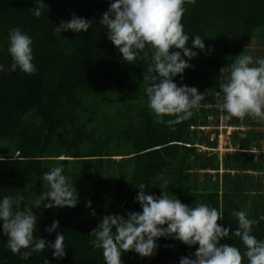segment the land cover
Wrapping results in <instances>:
<instances>
[{
    "label": "trees",
    "instance_id": "obj_1",
    "mask_svg": "<svg viewBox=\"0 0 264 264\" xmlns=\"http://www.w3.org/2000/svg\"><path fill=\"white\" fill-rule=\"evenodd\" d=\"M111 2L43 0L47 11L36 18L29 12L33 0H0V64L4 65L0 155L5 157L0 162V197L20 193L24 197L21 209L31 206L36 195L45 191L42 175L62 165L79 200L74 208L33 210L38 217L35 237L54 242L57 232H63V259H53L45 249L22 260L6 247L7 237L0 233V264H44L46 258L49 264H105L101 250L90 246L89 234L106 215L126 218L129 212L141 211L134 202L140 183L148 184L146 194L167 193L187 206L208 203L222 210L223 220L217 224L229 228V237L219 243L232 244L241 253L245 250L241 241L231 237L237 226L232 211L247 210L251 218L264 215V152L260 148L264 133L258 128L264 122L248 116L225 120L214 95L238 55H251L254 61L264 58V0H195V4L186 0L181 18L189 35L186 47L199 35L205 49H192L197 56L174 82L195 87L199 93L208 90V94L189 120L171 127L156 123L147 106L143 72L148 65L140 59L124 61L100 27ZM72 14L90 21L89 30L61 32V37L54 34L53 27ZM16 27L33 41L34 75L9 70L7 37ZM252 37L260 43L254 49ZM220 117L223 126L236 129L230 140L240 150L222 156L226 167L222 173L217 153L197 149L203 143L210 148L208 139L218 133ZM209 125L214 127L210 132L200 129ZM252 146L258 148L257 156ZM61 156L64 160H59ZM230 166L236 173L227 171ZM159 175L167 180L166 187L156 179ZM54 220L59 221L58 228L48 234L45 228ZM252 234L264 239V220L253 227ZM156 244L148 258L132 251L122 253V264H179L181 257L194 258L198 247L171 237L160 238ZM242 264L247 260L242 259Z\"/></svg>",
    "mask_w": 264,
    "mask_h": 264
},
{
    "label": "clouds",
    "instance_id": "obj_2",
    "mask_svg": "<svg viewBox=\"0 0 264 264\" xmlns=\"http://www.w3.org/2000/svg\"><path fill=\"white\" fill-rule=\"evenodd\" d=\"M186 0H113L99 21L106 39L118 50L126 62L143 60L148 66L143 72L144 90L147 106L156 117V123L166 126L178 125L189 120L194 110L201 107L208 90L199 93L195 87L174 82L181 76L197 56L192 49L204 51V39L194 35L191 47H186L189 35L184 31L181 18L185 12ZM34 6L29 12L36 18L47 11L43 0H33ZM195 4V0H187ZM91 22L72 14L68 21H62L53 27L54 34L61 32H87ZM61 37V36H60ZM32 39L20 28H12L7 37V53L11 58L10 71L19 69L25 74L34 75L37 71L33 63ZM170 49L178 51L170 52ZM210 51V50H209ZM183 57V58H182ZM223 70V69H222ZM221 70V71H222ZM4 65L0 64V72ZM217 107L223 111L225 120L243 119L246 116L264 122V58L255 61L251 55L240 54L234 58L230 74L220 83L214 93ZM174 117V119H163ZM69 159V158H68ZM5 157L0 155V162ZM64 160V159H62ZM45 191L36 195L31 206L20 207L24 197L17 193L15 197H0V233L7 237L6 247L13 254H20L27 260L33 252L45 249L51 251L53 259L65 256V237L57 232L54 242H46L35 237L38 217L34 209L74 208L79 200L70 177L63 174V166H55L40 178ZM162 187L167 180L162 175ZM146 183L137 185L139 191L134 202L141 211L129 212L125 216L106 215L100 219L89 236L93 249L101 250L105 264H122L121 255L132 251L141 258L151 257L157 249L160 238H173L191 247L198 245L192 257H181L179 264H264V239L258 240L253 227L264 220V215L251 218L247 210L232 211L237 226L231 237H237L245 250L232 244H220L229 237V228L217 224L223 220L222 210L208 203L187 206L175 196L162 193L159 197L146 194ZM161 190V188H160ZM87 208L91 203L87 202ZM247 207H250L248 205ZM93 216L95 212L91 213ZM59 221H53L45 232H56ZM166 225V227H164ZM25 249L26 251H21ZM44 264H49L48 259Z\"/></svg>",
    "mask_w": 264,
    "mask_h": 264
},
{
    "label": "rangeland",
    "instance_id": "obj_3",
    "mask_svg": "<svg viewBox=\"0 0 264 264\" xmlns=\"http://www.w3.org/2000/svg\"><path fill=\"white\" fill-rule=\"evenodd\" d=\"M250 44H251L250 46H251L252 49H254L258 45L260 46L259 41L257 39H255L254 37H252ZM212 129H213V127H207V128H205V131H209L210 132V131H212ZM234 130H236V129L224 127L223 123L221 122V118H220V123H219V127H218V133L216 135L211 133V135L209 137L208 143L210 145L209 146L210 149L212 147V150H208V152L209 153H215V151H216L218 153L220 159L223 156V154H225L227 152H232L233 149L231 147L230 137H231L232 132ZM204 149H206V148L205 147H201L200 151H202ZM120 158L121 157H119V156L114 157V159H116V160H119ZM62 159H64L63 156H61L59 158V160H62ZM65 159L71 160V159H68V158H65ZM72 165L73 164H71V166ZM68 166L71 167L70 164Z\"/></svg>",
    "mask_w": 264,
    "mask_h": 264
},
{
    "label": "crops",
    "instance_id": "obj_4",
    "mask_svg": "<svg viewBox=\"0 0 264 264\" xmlns=\"http://www.w3.org/2000/svg\"><path fill=\"white\" fill-rule=\"evenodd\" d=\"M221 118V117H220ZM208 127H212V126H208ZM225 127V126H224ZM207 128V127H206ZM226 128H228V127H226ZM258 128H260V130L259 131H262L263 133H264V126L263 125H261V126H259ZM200 129H203V131H205V128H200ZM213 129H214V127H213ZM205 132H209V131H205ZM211 135V134H210ZM210 137V136H209ZM209 140V139H208ZM260 148L263 150V152H264V139L263 138H261L260 139ZM231 143V142H230ZM207 146L208 145H206V144H200V145H197V149H198V151H200V149H201V147H205L206 149H204V150H202V151H208V150H212V148L210 149V148H207ZM231 147H232V152H227V153H238L240 150L238 149V147L237 146H235V145H232L231 144ZM251 152H253L256 156L258 155V148H256V147H251ZM215 153H217L216 151H215ZM218 154V153H217ZM224 155V154H223ZM219 156V155H218ZM219 159H220V157H219ZM220 161V163H219V173H222L223 171H225V168L226 167H224L223 166V160H222V157H221V159L219 160ZM231 168V169H230ZM230 170V171H229ZM227 171H229L231 174L232 173H234V171L236 172V170L235 169H233L231 166L229 167V168H227ZM201 172H203V171H201ZM252 172H248V174H251ZM262 182L264 183V170H263V172H262Z\"/></svg>",
    "mask_w": 264,
    "mask_h": 264
}]
</instances>
